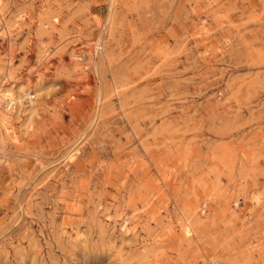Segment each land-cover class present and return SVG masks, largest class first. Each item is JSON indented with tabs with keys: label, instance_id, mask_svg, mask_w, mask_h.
<instances>
[{
	"label": "rangeland",
	"instance_id": "374dc122",
	"mask_svg": "<svg viewBox=\"0 0 264 264\" xmlns=\"http://www.w3.org/2000/svg\"><path fill=\"white\" fill-rule=\"evenodd\" d=\"M0 264H264V0H0Z\"/></svg>",
	"mask_w": 264,
	"mask_h": 264
},
{
	"label": "bare ground",
	"instance_id": "6f19581e",
	"mask_svg": "<svg viewBox=\"0 0 264 264\" xmlns=\"http://www.w3.org/2000/svg\"><path fill=\"white\" fill-rule=\"evenodd\" d=\"M21 97V96H20ZM11 99V98H10Z\"/></svg>",
	"mask_w": 264,
	"mask_h": 264
}]
</instances>
